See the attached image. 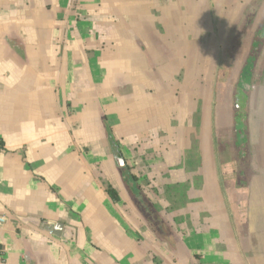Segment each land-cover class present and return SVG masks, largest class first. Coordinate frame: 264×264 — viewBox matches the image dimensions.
Masks as SVG:
<instances>
[{"label":"crops","instance_id":"obj_1","mask_svg":"<svg viewBox=\"0 0 264 264\" xmlns=\"http://www.w3.org/2000/svg\"><path fill=\"white\" fill-rule=\"evenodd\" d=\"M173 14L172 0H0V264H264V45L245 133L259 165L250 158L239 181L233 151L217 146L230 106L204 69L230 55L237 22L185 17L182 40ZM172 185L187 192L181 218L192 208L178 229ZM213 198L238 231L219 213L200 221Z\"/></svg>","mask_w":264,"mask_h":264},{"label":"rangeland","instance_id":"obj_2","mask_svg":"<svg viewBox=\"0 0 264 264\" xmlns=\"http://www.w3.org/2000/svg\"><path fill=\"white\" fill-rule=\"evenodd\" d=\"M182 1H188L187 5L182 6L181 2ZM198 0H172V7H173V25L174 28V36L176 38H180L182 40H184L183 37L179 36V25L182 22V19H186L185 17H187L188 19H190V21H197V17L198 20L200 22H204L205 24H213V21L215 23V25H222L223 23H227V22H232V21H236L237 22V28L234 29V31L229 32V34H236L237 35V40L236 42H234V46L230 47L229 49H227V54L230 53V55L232 53H235V57L236 60H234V62H232V65L235 66V71H234V75H233V79L232 82L233 84H235L236 81V73L237 70L239 69V67H241L244 64V59L245 57L249 54L251 55L252 52L255 51V47H263L264 42H263V38H259V40L257 41V43H253V40L256 38L255 37V33L257 32V30L261 27L263 21H264V0H217L219 1V4L217 5L216 9L213 7V4H211V0H201V2H207L203 7H200L201 14L198 16L197 15V11H196V6L198 5ZM221 7H224L226 15H218L216 13H219L218 9H221ZM203 8V9H202ZM218 8V9H217ZM230 8L236 9L237 10V17L235 16V18H231L233 15H227L228 12L230 11ZM180 9L184 10V15L180 14ZM186 14L188 16H186ZM230 18V19H229ZM233 19V20H232ZM199 24V23H198ZM178 27V28H177ZM184 27V26H183ZM227 30V29H226ZM224 30L223 28H221V30L219 31L221 34V39H223V36L225 34V32H228ZM190 34H191V30L189 29ZM188 32L187 27L185 26V30H184V34H186ZM216 32H218L216 30ZM189 34V35H190ZM193 36H196V31L192 32ZM192 36V35H191ZM193 37V38H194ZM189 40L190 37H189ZM176 42L174 44L173 47V51L175 55H178L175 52H178V48H179V44ZM198 49V48H197ZM211 51L213 50L212 48L210 49ZM210 51V52H211ZM201 52V49H199V53ZM216 52V48L215 51ZM216 54V53H215ZM212 55V54H211ZM230 55H228L227 57H230ZM260 57V56H259ZM211 58V57H209ZM222 63V62H221ZM220 62H216V63H206L205 64V71H208L209 75L211 77H214L215 73L218 71L219 66L221 65ZM258 66V64H257ZM259 67H256V71L259 70ZM222 70L226 69V66H224L223 68H221ZM213 80V79H211ZM206 85V89L208 90L209 94H212L213 89L211 87L212 85V81H205ZM240 89L236 87V93L240 92ZM217 92L216 89H214V97L217 98ZM224 94V93H222ZM224 96V95H223ZM230 102V100H228ZM235 102V101H234ZM223 102H221L222 104ZM241 106L242 105V101H241ZM230 106V103H229ZM245 107V106H244ZM233 112V109L231 107L228 108L226 115H228V120H229V115L230 113ZM229 113V114H228ZM241 114V113H240ZM226 118V119H227ZM231 119V118H230ZM230 121L229 120L227 122V124L229 123L230 125ZM225 129H228L225 127ZM233 129V128H232ZM230 136H227L228 139V143H223L221 140L218 141L217 146L218 149L221 150V152H223L224 150L231 152L233 151L232 155H233V161L236 162V165L238 167V171H244L245 172V178H241V175L239 176V181H241L242 179H245V181L248 182V180H250V172H251V159H254L255 161V166L259 165V156H258V150H256L255 146L252 147V149H249V145L248 143H246L245 141H242L239 139V137L237 138V136L234 134V132L232 131L231 133H229ZM245 138V137H244ZM232 150V151H231ZM252 175V174H251ZM196 177V176H195ZM182 191H177L176 190V186L172 185L170 186V190L167 192V195L169 196V199H171L172 204L171 206L168 208V210L166 211L167 213V217L169 219V221L172 223L173 228H179V223L180 220L183 219V221L186 220V218L188 217V219H190V215L189 213L192 211L191 206H187L185 204V206L183 207V209L185 210L186 213H188L187 217L185 215L182 216L181 218V208H179V203L182 201V199H184V196H186L187 192H183L184 196L181 195ZM142 197V194H141ZM191 199V198H190ZM217 199L213 198L208 199L206 201V203L204 204L202 209V215H204L202 219H200V221H203L205 223V225L207 226L208 224H210V222L213 220L214 217H217V213H219V217L221 216V222H222V229L225 231H235L239 229V225L236 221H234L233 219V213L231 211V208L229 207V203L226 201H224L222 198L221 203H216L218 201H216ZM226 202V204H224ZM224 204V206H222ZM195 205V208H197V205ZM217 210H219L218 212H216ZM143 211L150 216V213L153 212V210L151 208L149 209H143L141 210V212L143 213ZM204 211V212H203ZM215 214H213L212 213ZM216 213H215V212ZM159 216V215H158ZM157 216V217H158ZM176 225V227H175ZM242 226V225H241ZM240 226V227H241ZM165 231H167V228H163Z\"/></svg>","mask_w":264,"mask_h":264},{"label":"flooded vegetation","instance_id":"obj_3","mask_svg":"<svg viewBox=\"0 0 264 264\" xmlns=\"http://www.w3.org/2000/svg\"><path fill=\"white\" fill-rule=\"evenodd\" d=\"M255 37L256 38L253 40V43H257L259 38H263L262 40L264 42V21L261 27L255 33ZM261 49V47L256 46L255 51L252 52L251 55L248 54L245 57L244 64L237 70L235 84L231 83L235 71V66L232 65V62L236 60V58L234 59V56L226 57L219 66L216 74V82L214 89L218 91L217 98L219 95L223 103L228 105L230 103V107L233 109V112L231 113V122L233 129H231L237 136V138L239 137L240 140L245 142L247 138L245 136L247 128L246 118L248 117L247 115L250 113L248 106L251 100L253 82L256 76L255 71L258 64V60L260 59L259 56ZM224 66H226V69L222 70L221 68H223ZM241 78L243 81L241 80ZM245 80H248L249 86H247ZM236 87L240 89V92L236 93ZM246 88L248 89L246 90ZM228 100H230V102ZM241 101L243 106L240 105Z\"/></svg>","mask_w":264,"mask_h":264},{"label":"water","instance_id":"obj_4","mask_svg":"<svg viewBox=\"0 0 264 264\" xmlns=\"http://www.w3.org/2000/svg\"><path fill=\"white\" fill-rule=\"evenodd\" d=\"M241 80H242V78H241ZM242 81H243V80H242ZM245 83H247V86H249V82H248V80H245ZM247 89H248V88H246V90H247ZM118 161L120 162L121 159H118ZM43 227H44L46 230L52 232V233L55 234V235H58V236L62 235V225H61V224L52 225V224L44 223V224H43ZM63 233H64V232H63ZM63 236H64V235H63Z\"/></svg>","mask_w":264,"mask_h":264},{"label":"trees","instance_id":"obj_5","mask_svg":"<svg viewBox=\"0 0 264 264\" xmlns=\"http://www.w3.org/2000/svg\"><path fill=\"white\" fill-rule=\"evenodd\" d=\"M2 151H5V148H4L3 142L0 140V152ZM106 191L109 194V196L112 198V200L118 201L119 197L117 195V192L113 188L108 187Z\"/></svg>","mask_w":264,"mask_h":264},{"label":"built area","instance_id":"obj_6","mask_svg":"<svg viewBox=\"0 0 264 264\" xmlns=\"http://www.w3.org/2000/svg\"><path fill=\"white\" fill-rule=\"evenodd\" d=\"M6 221L3 215H0V224H3Z\"/></svg>","mask_w":264,"mask_h":264}]
</instances>
